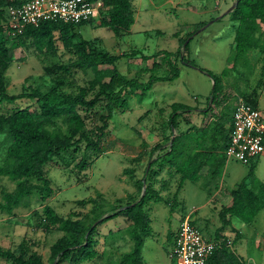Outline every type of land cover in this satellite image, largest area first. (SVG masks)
I'll return each mask as SVG.
<instances>
[{"label": "trees", "instance_id": "1", "mask_svg": "<svg viewBox=\"0 0 264 264\" xmlns=\"http://www.w3.org/2000/svg\"><path fill=\"white\" fill-rule=\"evenodd\" d=\"M27 1L0 0V103L14 105L22 100L34 101L38 108L37 114L27 105L0 113V180L6 178L14 184L12 191L5 188L0 190V214L13 220L16 218L15 210L29 209L32 196H38L42 210H32L27 223L34 220L36 229L44 234H61L49 246V264H86L99 258L101 254L97 248V228L109 220L122 217L128 222L125 233L131 249L122 254L117 264H145L142 248L151 232L148 205L164 202L173 212L186 181L197 183L205 180L210 184L223 174L234 112L229 106L233 96L230 94L231 87L224 81L231 71L224 70L219 77L206 71L214 81V89L207 97L204 108H193L182 103L170 105L171 112L163 127L176 131L175 138L169 146L173 135L166 137L164 131L162 134L165 142L156 144L147 154L145 144H142V154L131 160L133 166L122 170L123 176L128 178L135 189L134 193L119 200L124 205L120 203L107 211L102 197L96 196L76 202V206L82 209L91 205L82 220H76L79 214L74 212L68 217H62L48 205L55 191L46 166L63 152L79 153L81 146L84 147V153L105 147L109 122L114 114L128 108V96L138 95L143 99L155 83L178 79V64L187 63L184 58L181 59V51H160L152 56H142L143 61H153L151 70L165 67L168 73L164 76L150 75L146 82H141L138 77L123 75L117 67V62L122 58L136 56L138 59V52L117 56L102 49L96 40L80 38L76 28L95 21H99V27L109 29L115 36L128 32L135 23L132 0H88L101 4L95 19L78 25L47 20L35 27L26 26L20 35L10 36L5 28L6 11L9 7H19ZM228 15L234 29L228 59L230 70L246 69L250 77L253 70L249 59L251 54L256 52L264 59V0H238L235 9ZM204 24L190 32L182 40L181 46ZM19 48L39 57H54L62 50L69 57L44 68V76L49 78L45 90L34 88L31 85L33 78L28 77L23 83V93L12 96L8 93L6 72L12 59V50ZM78 72L84 75L90 72L92 76L84 85L75 84L70 78ZM255 95L256 91L252 96L239 95L237 102L243 100L257 109ZM210 100L212 102L209 105ZM97 108L102 109L101 114H96ZM191 114L199 119L198 124L193 122V118H186L185 128L180 131L181 117ZM89 120L92 121L91 126L88 125ZM155 152L159 153L153 160ZM75 158L72 163H75ZM90 164L84 154L73 167L81 172ZM55 165L60 166L58 163ZM139 171H142L141 175ZM165 171L171 173L177 181L173 203L155 188L159 181L163 188H167V182L161 179V173ZM251 177L252 168L230 191V205L220 208L218 218L221 227L208 240L215 246L205 264H243L241 257L232 248L233 241L239 240L240 233H235L230 240L223 234V230L231 226V217L245 225H252L264 210V184L250 183L248 179ZM190 224L198 229L194 221L191 220ZM175 236L176 232L168 231L166 234L167 258ZM35 247L34 242L23 238L15 246H0V259L7 264H45Z\"/></svg>", "mask_w": 264, "mask_h": 264}, {"label": "rangeland", "instance_id": "2", "mask_svg": "<svg viewBox=\"0 0 264 264\" xmlns=\"http://www.w3.org/2000/svg\"><path fill=\"white\" fill-rule=\"evenodd\" d=\"M132 6L135 9V23L128 32L115 36L109 29L99 27L97 25L99 21L78 26L76 31L81 39L96 40L102 49L113 55L138 52V59L136 56L122 58L117 62V67L123 75L138 77L141 82H146L150 75L164 76L168 73L165 67L151 70L153 61H143L142 56H152L160 51L170 53L181 51V56L187 64H178L180 72L178 79L155 83L143 99L138 95L128 96V108L114 114L109 122L105 147L84 153V147L81 146L79 153L63 152L59 158L46 166L47 175L55 191L48 205L62 217H68L74 212L79 214L76 220L83 219L91 205L82 209L76 206V202L100 196L104 200V209L108 211L122 203L119 202L121 198L134 193L133 185L123 176L122 170L133 166L131 160L142 154V144H145L147 154L153 146L165 142V136L176 134V131L163 127L171 112L169 109L171 104L182 103L193 108H204L206 99L212 91V83L206 76V71L219 77L224 70L229 69L231 72L224 83L231 87L230 94H233L229 101L231 109L234 110L236 107L237 96H252L256 91L254 99L264 115V59L256 52L251 54V57L256 56L249 57L250 64L253 65L250 77L246 69L232 71L231 64H228L234 35L233 23L229 15L218 20L216 18L229 10L232 6L231 0H132ZM203 23L205 24L201 28L209 25L199 33H194L189 37V41H185L181 46L182 40ZM186 43L188 44L185 48ZM11 57L6 72L8 93L17 96L23 93V83L28 77L33 78L31 85L34 88L45 90L49 78L44 76V68L65 61L69 56L61 51L54 57H39L33 55L31 51L19 48L12 50ZM91 76L90 72L86 75L78 72L70 79L75 84L84 85ZM25 105L31 106V111L37 114L35 102L23 100L14 105L0 103V113ZM95 112L97 115L101 114L102 109L97 108ZM186 118H193V122L198 124L199 119H196V116L186 115L180 119V131L185 128ZM91 123L89 120L88 125L91 126ZM164 131L165 136L162 134ZM158 153H154L153 160ZM84 154L91 164L78 172L73 165ZM1 155L0 151V157ZM74 157L76 161L72 163ZM55 163L60 166H56ZM251 168L253 177L248 179L249 182L264 184L262 155L248 164L229 160L222 176L213 183L207 184L205 180L197 183L186 181L179 192L173 212H170V208L164 202L149 204L151 232L142 248L144 263H172L167 258L166 234L168 231L173 233L178 230L180 221L185 216H190L205 240H211L215 231L221 227L218 218L220 208L230 205V191L248 175ZM139 172L141 175L142 171ZM161 179L167 182V188H163L160 181L155 184V188L173 203V193L177 187L176 178L165 171L161 173ZM2 188L12 191L14 184L4 178L0 180V190ZM30 204L29 209L15 210L16 218L13 220L0 214V246L12 247L23 238H27L36 244L35 249L43 257L45 264H49V246L61 234L57 232L44 234L43 231L36 229L34 220L28 224L29 213L32 210H42L37 195L32 196ZM127 226L128 222L122 217L99 226L96 238L101 256L86 264H117L122 254L131 249L125 233ZM237 232L240 233V238L233 241L232 248L241 257L243 264H264V210L258 214L252 225H245L237 218L231 217V226L226 227L223 234L232 240ZM0 264L7 262L0 259Z\"/></svg>", "mask_w": 264, "mask_h": 264}, {"label": "built area", "instance_id": "3", "mask_svg": "<svg viewBox=\"0 0 264 264\" xmlns=\"http://www.w3.org/2000/svg\"><path fill=\"white\" fill-rule=\"evenodd\" d=\"M100 2L88 0H29L6 11V32L10 36L22 34L26 26L42 21H61L78 25L96 18ZM264 153V115L243 100H238L232 116L230 141L226 149L227 161L248 164ZM185 216L176 231L173 246L168 252L171 264H205L215 244L204 239L200 231Z\"/></svg>", "mask_w": 264, "mask_h": 264}, {"label": "water", "instance_id": "4", "mask_svg": "<svg viewBox=\"0 0 264 264\" xmlns=\"http://www.w3.org/2000/svg\"><path fill=\"white\" fill-rule=\"evenodd\" d=\"M237 2H238V0H234V2H233V4H232V6L229 8V10L228 11H226L224 14H222L221 16H219L218 18H216V20H218V19H220V18H222L223 16H226V15H228L229 13H231L234 9H235V7H236V5H237ZM209 24H207L205 27H207ZM205 27H203V28H201L200 30H198V31H196V33H199L201 30H203ZM184 47V46H183ZM183 57L181 56V59H182ZM206 74V76L208 77V78H210V80H211V83H212V91H213V89H214V81L211 79V76L208 74V73H205ZM211 100L209 101V105L211 104ZM174 138H175V134H173V136L171 137V140H170V143H169V146L172 144V142H173V140H174ZM144 191H145V188H143V193H144ZM143 193H142V195H143ZM103 218H105V217H103ZM102 219V218H101Z\"/></svg>", "mask_w": 264, "mask_h": 264}, {"label": "crops", "instance_id": "5", "mask_svg": "<svg viewBox=\"0 0 264 264\" xmlns=\"http://www.w3.org/2000/svg\"><path fill=\"white\" fill-rule=\"evenodd\" d=\"M233 2H234V0H231V3H232V4H233ZM98 23H99V22H98ZM96 24H97V23H96ZM61 51H62V50H61ZM61 51H60V52H61ZM60 52H59V53H60ZM20 59H21V58H20ZM20 59H19V60H20ZM257 108H258V107H257ZM262 156L264 157V153L262 154ZM180 222H181V221H180ZM179 225H180V224H179ZM176 231H177V229H176L174 232H176ZM166 242H167V240H166Z\"/></svg>", "mask_w": 264, "mask_h": 264}]
</instances>
